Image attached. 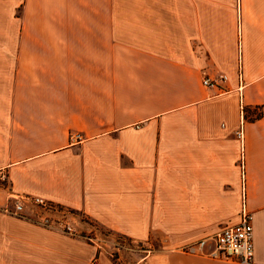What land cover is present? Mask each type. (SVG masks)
Here are the masks:
<instances>
[{"label": "crops", "instance_id": "crops-1", "mask_svg": "<svg viewBox=\"0 0 264 264\" xmlns=\"http://www.w3.org/2000/svg\"><path fill=\"white\" fill-rule=\"evenodd\" d=\"M48 1L35 17L49 25L26 26ZM99 1L0 0V264H241L182 248L243 206L264 264V0ZM19 194L71 209L106 242L3 211ZM118 235L158 248L111 259Z\"/></svg>", "mask_w": 264, "mask_h": 264}, {"label": "built area", "instance_id": "built-area-1", "mask_svg": "<svg viewBox=\"0 0 264 264\" xmlns=\"http://www.w3.org/2000/svg\"><path fill=\"white\" fill-rule=\"evenodd\" d=\"M219 79L224 81L227 76L221 74ZM217 83V78L205 77L203 79L204 86L211 87ZM236 135L240 139L243 138L242 125L236 131ZM70 138L76 140L80 139L81 136L78 133H72ZM3 211L55 232L79 237L97 244L106 242L92 232L79 230L73 218L75 213L71 209L41 196L19 194L3 207ZM252 220L253 214L243 206L238 222L222 227L209 238L205 237L189 243L182 250L188 253H200L214 258L237 261L241 264H254L252 259L254 253ZM107 243H111L117 252L133 249L132 242L129 243L124 237L122 239L114 236ZM208 243H212V248L205 251ZM91 264L98 263L93 260Z\"/></svg>", "mask_w": 264, "mask_h": 264}, {"label": "rangeland", "instance_id": "rangeland-1", "mask_svg": "<svg viewBox=\"0 0 264 264\" xmlns=\"http://www.w3.org/2000/svg\"><path fill=\"white\" fill-rule=\"evenodd\" d=\"M102 5H104V4H102V2H101V9H104V6H102ZM99 7H100V1L99 0H76V3H74V2L72 3V1L68 2V0H59L57 9H59V10H74V9L75 10H98ZM144 8H146V0H106V5H105V9H107V10H119V11H124V12H129L131 10L144 9ZM50 9H51V7H50L49 1L44 3V4H39V3L30 4L28 7V18L26 19L25 25L28 27L39 26V25L40 26H45V25L48 26L50 18L48 17L45 19L44 18L41 19V18L35 17V14L38 15V13H36L35 10H43V11L48 12V11H50ZM43 14H45V13H43ZM220 75L218 77H216L217 82L223 81V80L219 79ZM242 129H243V125H242ZM72 140H75V139H72ZM84 219H85V221L89 222L88 219H86V218H84ZM75 224H76V222H75ZM45 229H47V228H45ZM98 230L100 231L99 228H98ZM102 233L107 234L106 231H102ZM116 237H120L123 239V237L119 236V235ZM126 240L129 243L131 242L128 239H126ZM132 246L135 250L141 251L142 253H145V254H147V252H149L148 250H152L154 247L158 248V244H155V246H152L149 244L146 245V244H142V243L135 244L133 242H132ZM107 248H108L107 252H108L109 258L116 259L119 257V254H120L119 252L115 251L111 246L107 247ZM91 262L92 261H90V264H91Z\"/></svg>", "mask_w": 264, "mask_h": 264}, {"label": "trees", "instance_id": "trees-1", "mask_svg": "<svg viewBox=\"0 0 264 264\" xmlns=\"http://www.w3.org/2000/svg\"><path fill=\"white\" fill-rule=\"evenodd\" d=\"M258 116H260V114H258Z\"/></svg>", "mask_w": 264, "mask_h": 264}]
</instances>
